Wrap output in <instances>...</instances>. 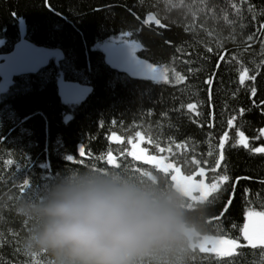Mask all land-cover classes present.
I'll use <instances>...</instances> for the list:
<instances>
[{
    "label": "trees",
    "instance_id": "obj_1",
    "mask_svg": "<svg viewBox=\"0 0 264 264\" xmlns=\"http://www.w3.org/2000/svg\"><path fill=\"white\" fill-rule=\"evenodd\" d=\"M208 7L213 8L211 13ZM149 13L165 27L151 20L145 25ZM260 23H264V0H0V56L20 36L44 54H60L45 57V66L36 75L14 78L0 89V264H46L43 254H36L33 261L21 250L29 223L17 215L15 205L20 198L32 197L64 166L111 168L107 162L111 152L119 167L156 171L128 155L132 151L128 140L135 143L137 131L146 155L173 164L182 176L197 175L200 168L208 184L215 175L211 167L220 152L219 137L228 132L217 168V173L229 175L221 186L223 195L210 194L202 203L197 196L190 203L205 210L206 236L234 239L238 247L231 256H213L190 244L189 264H264V245L252 248L239 231L246 210L264 211V154L233 147L237 128L249 147L264 146L258 132L264 128ZM121 31L132 33L126 39L141 46L135 52L139 59L166 69L167 83L132 77L107 63L100 47L113 40L123 43ZM249 35L254 39L247 40ZM221 55L224 59L217 68ZM234 55L249 75H256L255 81L240 84V65L232 60ZM174 71L185 77L183 82L175 81ZM213 71L209 128L208 86L203 80ZM62 82L86 87L90 93L77 103H66L58 92ZM252 86L256 94L250 99ZM187 103L197 104L198 115L182 106ZM230 115L236 116L231 128L227 126ZM113 134L118 141L109 140ZM181 142L187 151L176 149ZM79 146L86 159L78 154ZM158 146L168 150L158 152ZM193 157L197 165H192ZM7 160L12 163L6 164ZM160 174L171 182L168 174ZM25 177L30 189L21 193ZM228 192H233L232 202L221 216Z\"/></svg>",
    "mask_w": 264,
    "mask_h": 264
},
{
    "label": "clouds",
    "instance_id": "obj_2",
    "mask_svg": "<svg viewBox=\"0 0 264 264\" xmlns=\"http://www.w3.org/2000/svg\"><path fill=\"white\" fill-rule=\"evenodd\" d=\"M15 212L21 250L46 264H189L208 234L205 210L148 169L64 166Z\"/></svg>",
    "mask_w": 264,
    "mask_h": 264
},
{
    "label": "snow or ice",
    "instance_id": "obj_3",
    "mask_svg": "<svg viewBox=\"0 0 264 264\" xmlns=\"http://www.w3.org/2000/svg\"><path fill=\"white\" fill-rule=\"evenodd\" d=\"M213 11L212 7L207 8V12L211 13ZM233 11L237 14H239V7L235 4H233ZM139 19V17H137ZM255 19V17H253ZM149 20H152L158 27H165L164 24L160 22L159 19H155V17L149 13L148 19L144 20L143 23L145 25L148 24ZM195 22V20L193 21ZM259 29L264 30V23L259 24ZM187 30V28H186ZM211 35V33H209ZM132 33L128 31H121L119 36L121 42L125 43L128 56H129V68L130 72L134 74H140L146 79H151L153 81H160L163 80L165 83L168 82L167 78L165 77L164 73L166 71L163 67H155L150 63H147L141 59H139L136 55H134L135 52L139 50L141 47L138 42L136 41H129L126 38L130 37ZM253 35H249L247 37V40L251 41L253 40ZM165 43H170L169 41H165ZM261 46L264 47V41H261ZM211 48H208V51H211ZM223 55L220 56V59L217 61L216 67L219 68L220 61L223 60ZM232 60H235L237 65H240V68L238 69L239 72V82L243 86L246 79L255 81L256 75L251 74L249 75V69L247 67H244L242 65V62L234 55L232 56ZM188 62V61H186ZM260 64L264 65V59L260 60ZM192 69H189V72H191ZM256 71H259V67L257 66ZM173 77L176 82H183L185 77L180 75L177 72H173ZM215 78V72H211L207 74L206 78L203 80V83L208 86V107H209V113H208V127H212L211 119H212V103H211V92H212V85ZM256 94V88L255 86H252L250 89V95L249 98L251 99L252 96ZM261 104H264V100L260 102ZM254 106L255 101H253ZM183 107H186L189 112H191L193 115H198L196 112L197 104L196 103H187L186 105H182ZM239 112L241 115H243L244 109H239ZM262 114H264V110H262ZM236 119L235 115H230V117L227 119V126L229 128L233 127V122ZM115 123V121H113ZM199 126V125H198ZM259 136L264 137V128L258 129ZM236 139L233 147L235 146H243L246 150L251 151L253 153H261L264 154V146L259 147H249V143L247 138L243 135V133L237 128L236 130ZM135 137L137 138L136 143H133L131 139L128 140V143L131 145L132 151L128 152L129 156H132L135 160H142L144 164H151L155 167L157 172L168 174L170 177L171 182L174 186L178 187L179 190L185 195V197L188 199L189 202L196 201L197 197L193 195V193H199V202H204L206 198L210 194H216L217 198H220L225 189L221 188L222 185L226 184V182L229 181V175L225 173H217V168L221 165V162L223 160V149L225 147L226 139L228 137V132L225 131L223 135L219 137V144L218 148L220 149L219 155L215 159V166L211 167V172L215 175L211 178V183L205 184L204 180V170H201L200 168L196 169L197 174L200 176L199 182H193L191 176H182L180 175V169L176 166H174L171 163H164L162 159H157L155 156H148L144 154V151L139 147V142L141 139V132L137 131L135 133ZM119 140L118 137L113 134L112 137H109V140ZM255 139V137H254ZM176 149L179 150L182 147H184L185 151H187V147L184 145V142L177 143L175 145ZM209 148H212V145H209ZM168 149L164 147H157L158 152H165ZM80 153L83 154L84 149L83 146L79 149ZM207 155L211 156L212 152L209 151ZM66 159L69 161L73 160L72 156H67ZM107 162L112 167H119L114 161V158L111 154V152L108 153ZM6 164H11V160L5 161ZM192 165H197L199 161L193 157L191 159ZM207 164L208 162L205 161ZM138 170V169H134ZM171 170V171H169ZM240 179H247V177H236V180ZM236 181L232 182V188L235 189ZM30 189V182L29 179L26 177L23 180V186L20 187V192L24 193L25 190ZM40 189L35 190L32 193V197H35L39 194ZM247 189H245V193H247ZM232 196L233 192H228L227 197L224 200L223 207L221 209V216L228 210L229 205L232 202ZM219 219V217H217ZM219 231V229H218ZM241 235L243 236V239L248 242V244L252 248H256L257 245H264V211L261 212H252L246 210L244 212V223L239 229ZM202 242L199 244V250L200 252L206 251V244L212 245V250L216 251L219 255H231L233 252V249L237 248V242L234 239L225 238V236L218 235L215 237L205 236L202 239ZM35 253H33L31 256L33 257V261H35Z\"/></svg>",
    "mask_w": 264,
    "mask_h": 264
},
{
    "label": "water",
    "instance_id": "obj_4",
    "mask_svg": "<svg viewBox=\"0 0 264 264\" xmlns=\"http://www.w3.org/2000/svg\"><path fill=\"white\" fill-rule=\"evenodd\" d=\"M21 25H23V23H21ZM44 66V52L28 42L23 36H20L18 41L12 45L11 50L0 56V80L8 83L17 77L36 75ZM58 92L62 100L66 103H77L82 97L90 93V89L73 83L62 82L58 85ZM80 147L81 146L78 147V154L81 158L86 159L84 152L83 154L80 153ZM204 180L206 184V177H204ZM193 182L198 183V181ZM235 251L236 248L233 249L231 255H233ZM208 252L213 256H222L212 250V246L208 249Z\"/></svg>",
    "mask_w": 264,
    "mask_h": 264
},
{
    "label": "rangeland",
    "instance_id": "obj_5",
    "mask_svg": "<svg viewBox=\"0 0 264 264\" xmlns=\"http://www.w3.org/2000/svg\"><path fill=\"white\" fill-rule=\"evenodd\" d=\"M100 50L104 54L107 63L112 68H114L116 70H119V71H122V72H125V73H127L128 75H130L132 77L146 79L143 76H141L140 74H134V73L130 72L129 56H128V52H127V48H126L125 43H119V41L113 40V42H108V43L103 44L100 47ZM134 55H136V54L134 53ZM44 56L47 57V58H53V57L59 58L60 54L56 53V52H53V53H46V54H44ZM147 80H151V79H147ZM151 81H153V80H151ZM160 81H162V80H160ZM154 82H156V81H154ZM7 85H8L7 82H2V84H0V89L4 90L5 88H7ZM139 147L141 148V139H140V142H139ZM144 154H145V152H144ZM157 159H161V158L159 157ZM169 171H171V170H169ZM201 242H202V240H200L199 242L195 243L194 245H196L199 248V244ZM211 246H212L211 244H206L205 245L207 250Z\"/></svg>",
    "mask_w": 264,
    "mask_h": 264
},
{
    "label": "flooded vegetation",
    "instance_id": "obj_6",
    "mask_svg": "<svg viewBox=\"0 0 264 264\" xmlns=\"http://www.w3.org/2000/svg\"><path fill=\"white\" fill-rule=\"evenodd\" d=\"M150 165H151V164H150ZM151 166H153V165H151ZM204 177H205V175H204ZM200 179H201V178H200V176H199L198 174L192 176V180H193V181H198V182H199ZM206 184H208L207 181H206ZM193 195L196 196V197H197V196L199 197V193H193Z\"/></svg>",
    "mask_w": 264,
    "mask_h": 264
}]
</instances>
